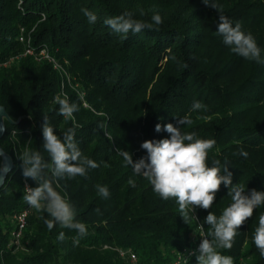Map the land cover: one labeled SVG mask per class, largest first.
I'll return each mask as SVG.
<instances>
[{
    "label": "trees",
    "instance_id": "obj_1",
    "mask_svg": "<svg viewBox=\"0 0 264 264\" xmlns=\"http://www.w3.org/2000/svg\"><path fill=\"white\" fill-rule=\"evenodd\" d=\"M214 3L221 12L202 0H0V107L10 119L4 120L0 148L13 161L0 188V264H130V254L140 264H173L190 250L185 264H197L198 225L211 240L205 218L210 211L219 217L230 206L229 189L222 184L212 207L195 208L185 223L175 199L154 193L116 153L129 151L134 161L146 157L142 142L169 137L155 131L157 123L189 119L182 132L216 142L208 151L209 166L213 160L228 163L233 184L246 194L264 192V64L233 53L216 33L221 14L233 26L240 22L264 57V0ZM81 9L95 13L97 22L89 23ZM125 12L147 23L159 13L163 22L125 39L103 23ZM20 28L35 49L50 51L69 80L48 62L17 59L24 51ZM56 96L78 105L74 119L59 114ZM194 101L205 107L193 111ZM44 116L58 136L74 128L82 153L99 165L86 176L53 178V187L87 226L79 244L73 230L59 224L49 230L44 220L50 217L35 209L18 244L13 237V216L27 206L24 184L37 186L23 176L19 153L39 151L51 163L43 148ZM97 185L106 186L110 197L98 195ZM261 214L264 204L237 229L232 249L219 250L234 264H264L253 242ZM61 232L63 241L57 239Z\"/></svg>",
    "mask_w": 264,
    "mask_h": 264
},
{
    "label": "clouds",
    "instance_id": "obj_2",
    "mask_svg": "<svg viewBox=\"0 0 264 264\" xmlns=\"http://www.w3.org/2000/svg\"><path fill=\"white\" fill-rule=\"evenodd\" d=\"M202 2L221 12L214 0ZM81 11L89 23L97 22L98 17L95 13L87 9ZM151 19L153 23L143 22L134 19L131 12H125L106 18L103 23L126 39L128 33L138 34L146 29L153 30V24L160 25L163 22L159 13L154 14ZM216 33L223 38V44L230 47L233 53L264 64L262 49L250 32L245 33L242 30L240 22L233 26V22L221 14ZM54 102L59 105V114L66 120L74 119L73 114L79 111L78 105L70 103L67 97L56 96ZM203 107L205 106L201 102L194 101L192 110L197 111ZM43 120V148L48 153L51 163L45 162L39 151L26 148L19 153L23 176L31 178L37 184L34 188L26 187L22 198L30 208L46 213L50 217L44 220L49 230L56 224L73 230L77 233L74 243L79 244V240L88 234L87 226L76 219L73 206L53 187V178L59 180L86 176L89 169H96L99 165L82 153L75 141L74 128H68L62 136H58L49 124L47 116H44ZM190 123L189 119L183 117L177 120L176 125L167 123L162 126L157 123L155 131L163 130L169 137L159 141L142 142L141 148L146 150V157L134 161L133 154L129 151L117 149L116 153L123 157L124 165L129 167L135 176L142 177L150 183L154 193L164 200L174 198L180 216L188 224L194 218L192 213L195 208L210 209L221 185L227 187L229 189L227 195L231 197L232 203L219 217L211 211L206 216L205 223L211 227L213 238L210 240L202 236L196 261L197 264H234L231 256L223 255L219 250L232 249L237 229L253 216L255 209L264 204V192L252 189L246 194L244 186L240 183L233 184L228 163L221 166L219 160H213L209 166L208 151L216 142L197 138L195 132H182V127ZM239 155L247 158L248 152L241 150ZM45 169L50 170V175ZM128 184L135 187L136 181L130 178ZM96 191L102 198L111 195L109 189L103 185H97ZM57 239L63 241L65 234L61 232ZM253 242L260 255L264 256V214L258 218Z\"/></svg>",
    "mask_w": 264,
    "mask_h": 264
},
{
    "label": "built area",
    "instance_id": "obj_3",
    "mask_svg": "<svg viewBox=\"0 0 264 264\" xmlns=\"http://www.w3.org/2000/svg\"><path fill=\"white\" fill-rule=\"evenodd\" d=\"M19 42L24 44V51L23 53L17 57V59L21 57H31L36 62L45 61L52 65L53 69L59 72L63 77H66L67 80H69V77L67 75V72L63 68L61 64L58 63L56 58L51 55L50 51L46 47H41L38 49H35L31 44V37L29 34H25L24 29L20 28L19 35H18ZM13 59H11L8 63H4L3 66L8 65L10 62H12ZM29 187L27 183L24 184V191L25 188ZM32 208H30L28 205L26 208H24L22 211L16 213L13 216V219L15 221V231L13 232V237L15 238V242L17 244L20 242V239L22 237V232L26 226L27 217L30 213ZM198 231H199V239L198 244L196 247V251L198 252L199 244L201 243L203 237H206L204 234L203 229L201 228V225H198ZM194 254V251H185L182 255H180L177 260L173 264H185L188 257ZM129 262L130 264H140L137 261V258L134 254L129 255Z\"/></svg>",
    "mask_w": 264,
    "mask_h": 264
},
{
    "label": "water",
    "instance_id": "obj_4",
    "mask_svg": "<svg viewBox=\"0 0 264 264\" xmlns=\"http://www.w3.org/2000/svg\"><path fill=\"white\" fill-rule=\"evenodd\" d=\"M4 120H10L5 109L0 107V139L5 133ZM1 168H0V188L3 186L7 175L13 169V161L10 155L3 152L0 148Z\"/></svg>",
    "mask_w": 264,
    "mask_h": 264
}]
</instances>
